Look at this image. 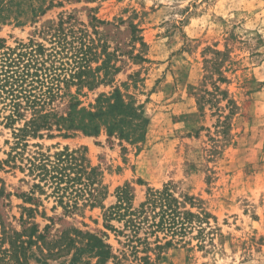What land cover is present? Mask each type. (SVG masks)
I'll return each mask as SVG.
<instances>
[{
    "label": "rangeland",
    "instance_id": "374dc122",
    "mask_svg": "<svg viewBox=\"0 0 264 264\" xmlns=\"http://www.w3.org/2000/svg\"><path fill=\"white\" fill-rule=\"evenodd\" d=\"M49 2L43 13L33 11L39 3L31 0L13 6L6 20H0V37L9 44L27 40L35 26L67 14L86 23L93 14L112 21L122 41H128V23L137 24L149 61L123 65L115 85L140 71L144 86L128 90L145 103L150 123L145 141L137 144L108 138L103 130L97 136L77 132L33 141L84 147L91 164L102 172L106 206L115 202L116 188L126 183L134 203L143 199L147 186L158 188L166 182L203 201L219 228L212 244L200 248L193 240L165 249L153 264H264V0ZM210 59L220 62L217 70L225 81L216 83L227 95L216 106L199 108L195 92L212 90L218 76ZM110 89L100 86L81 99L87 104ZM227 99L237 105L233 112ZM6 140H11L10 130L0 124V264H68V248L54 254L61 242H68L59 240L61 232H98L101 209L86 206L67 214L60 206L53 208V198L40 196L42 202L36 205L26 199L30 183L21 180L18 170L2 165L9 150ZM29 207L37 210L30 212ZM24 220L37 225L32 237ZM109 241L117 246L112 234Z\"/></svg>",
    "mask_w": 264,
    "mask_h": 264
},
{
    "label": "trees",
    "instance_id": "16d2710c",
    "mask_svg": "<svg viewBox=\"0 0 264 264\" xmlns=\"http://www.w3.org/2000/svg\"><path fill=\"white\" fill-rule=\"evenodd\" d=\"M31 1L39 3L33 8L35 13L44 12L46 0ZM49 1L53 5V0ZM21 3L0 0V20H6L12 7ZM16 12L19 16L21 9ZM117 27L94 14L87 23L67 14L59 16L57 22L35 26L27 40L16 39L9 44L0 37V124L11 134L2 165L23 174L21 180L30 183L25 197L35 205L44 196L53 198V208L60 206L67 214L86 206L101 209L102 229L98 232L77 228L69 234L61 232L59 240L68 242H61L54 254L68 248V264H153L165 249L185 246L193 240L200 248L212 244L219 230L211 222L216 221L215 216L200 198L177 190L170 182L158 188L147 186L138 203H134L126 183L116 188L115 202L106 206L103 200L108 191L102 172L91 164L84 147L59 148L33 141L71 137L77 132L97 136L102 130L108 138L131 144L145 141L150 123L145 103L128 90L143 87L145 79L139 70L127 74L119 85H115V78L128 62H148V45L137 24L128 23V41L116 38ZM210 64L218 76L212 90L199 88L195 92L199 108L207 103L216 106L227 95L216 83L225 81L217 70L220 62L210 59ZM100 86L111 89L97 93L85 104L81 97ZM227 106L231 112L237 108L232 99H227ZM24 221L30 223L27 229L32 237L38 231L37 225ZM111 234L117 246L109 241ZM38 236L42 237L40 233ZM24 242L28 244V240ZM40 250L44 258L42 247Z\"/></svg>",
    "mask_w": 264,
    "mask_h": 264
}]
</instances>
